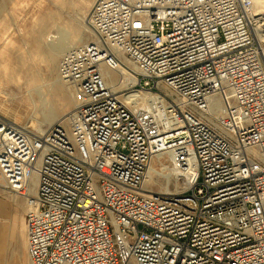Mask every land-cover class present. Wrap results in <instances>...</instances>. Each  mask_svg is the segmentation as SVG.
I'll list each match as a JSON object with an SVG mask.
<instances>
[{
	"label": "built area",
	"instance_id": "2783aa9c",
	"mask_svg": "<svg viewBox=\"0 0 264 264\" xmlns=\"http://www.w3.org/2000/svg\"><path fill=\"white\" fill-rule=\"evenodd\" d=\"M253 9L94 1L93 38L58 65L82 101L43 132L0 116V181L27 197L28 264H264V46ZM124 67L135 81L121 90L106 69ZM130 88L161 99L131 102ZM157 153L198 169L185 192L145 190Z\"/></svg>",
	"mask_w": 264,
	"mask_h": 264
},
{
	"label": "rangeland",
	"instance_id": "374dc122",
	"mask_svg": "<svg viewBox=\"0 0 264 264\" xmlns=\"http://www.w3.org/2000/svg\"><path fill=\"white\" fill-rule=\"evenodd\" d=\"M94 1L0 0V116L38 132L39 125H50L48 116L61 119L82 101L76 86L58 76L60 58L66 51L56 60L52 55L58 52L57 42H64L66 49L67 44L93 38L88 17ZM255 1L261 10L259 0ZM162 88L173 92L166 85ZM136 92L140 96L152 93ZM181 164L169 162V167H162L158 162L155 181L145 186L185 192L190 186L189 165ZM27 206L25 195L1 185L0 264H28Z\"/></svg>",
	"mask_w": 264,
	"mask_h": 264
},
{
	"label": "bare ground",
	"instance_id": "6f19581e",
	"mask_svg": "<svg viewBox=\"0 0 264 264\" xmlns=\"http://www.w3.org/2000/svg\"><path fill=\"white\" fill-rule=\"evenodd\" d=\"M257 2H259V4L262 5V8H261V10H259L258 7H257L256 1L254 0L253 14L255 16L257 15L256 16L257 18L260 17L259 19H261V22H258L256 25H254V31H255V36H256L257 40L259 42H261L262 45L264 46V21H263L264 20V0H259ZM57 43L59 44V47L56 48V49H58V52L57 51L56 52L54 51L53 52V55H52V58L53 59L55 58V60L57 59V57L59 56V54L61 52H65L68 49H70L71 47L75 46V43L72 44V45H70V46L67 44L68 48L65 49L66 46L64 45V42H62V43L61 42H57ZM58 44H56V45H58ZM52 47H54V46H52ZM134 65H135V63H134ZM106 72L109 73V76L107 75L108 76V79H109V82H113L115 84V86H116L117 89L119 88V89L122 90L128 84H131V82L133 83L135 81V79L133 78V76L131 75V73L129 72V70H128L127 67H124V68L118 69V70H111L110 68H107L106 69ZM58 76H60L59 71H58ZM137 89L143 90V89H140V88H130L126 92H123V94L126 97V99H128L131 102H137V101H139V98L140 97L141 98L144 97L146 99H149V98L150 99H154L156 97H159V95H157V93H147L145 96H140L136 92ZM159 99H161V97H159ZM48 118L49 119H46V120H48V121H46L47 124H51V123H54V122H57L58 120H60L58 118L55 119V116H52V115L51 116H48ZM160 119H162L161 116H160ZM39 124H41V123H39ZM37 130H39V132H43L45 130V127L39 125ZM158 162H160V164L162 165V167H169L168 166L169 165V162H173V163H175V165H179V166L182 165L181 164L182 163L181 161L174 160V158H172L171 156L169 157L166 153H157L154 156V158H153V160L151 162V165H150V168H149V171H148L149 175L147 174V177L148 178H146L145 184L152 183L153 181H155L156 175H154V173L158 171L157 170L158 169V167H157L158 166L157 165ZM183 163L185 164V166H186V164H187V166L189 165L187 167V175H188L187 177H188V181H190L191 175H195L197 173L198 169L196 167H194L193 163H191V164L186 163V162H183ZM150 175H151V177H150ZM1 185H2V182L0 181V187H1ZM145 190L146 191H153V189H151L149 187H146Z\"/></svg>",
	"mask_w": 264,
	"mask_h": 264
}]
</instances>
